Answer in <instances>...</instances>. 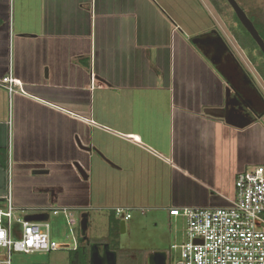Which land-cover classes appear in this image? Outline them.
<instances>
[{
	"label": "crops",
	"instance_id": "0c3cea01",
	"mask_svg": "<svg viewBox=\"0 0 264 264\" xmlns=\"http://www.w3.org/2000/svg\"><path fill=\"white\" fill-rule=\"evenodd\" d=\"M215 24L204 0H0V210L229 206L249 168L215 146L263 117L205 113L241 96Z\"/></svg>",
	"mask_w": 264,
	"mask_h": 264
},
{
	"label": "rangeland",
	"instance_id": "374dc122",
	"mask_svg": "<svg viewBox=\"0 0 264 264\" xmlns=\"http://www.w3.org/2000/svg\"><path fill=\"white\" fill-rule=\"evenodd\" d=\"M204 1L215 17V30L223 38L229 51V53L227 52L228 56L231 57V60H228H230L232 71L226 73V82L228 84L232 82L237 87L241 97L250 102L254 110L264 112V78L258 71L257 66L250 61L247 53L241 48L231 31L233 26L245 35L239 23L233 21L234 10L227 0H219L222 12L217 10L211 0ZM237 1L248 16L254 17L258 12L264 14V0ZM207 38H209V42L213 44L216 51L219 52L223 49V43L219 38L215 36H208ZM213 51L215 52L214 49ZM221 55L224 56L225 54L222 53ZM259 57L257 65L263 68L264 58L261 55ZM239 65L249 74L252 83L262 93V98L252 88L250 81L239 69ZM236 119L240 120L238 116L231 117V120ZM224 137L225 144L217 147V149L215 146L214 157L216 155L220 158L222 153L227 157H232L233 161L230 162L231 171L245 168L244 164L249 169L264 167V117L258 121L257 127L249 130L246 134L225 133ZM225 168L228 169L227 166ZM15 191L16 196L20 197L21 191L18 189ZM25 199L26 202L30 201L27 198ZM24 212L31 214L33 210H24ZM69 213L70 215L73 214L71 220L66 218L63 211L58 215H53L52 211L49 212L51 236L59 244V251L29 255L14 252L12 263L69 264V251L75 246H79L82 238L80 212L71 210ZM103 214V212L97 210L91 212L92 219L87 235L92 244L104 242L111 244L112 249L117 253V264H147L148 257L157 252L168 256V264H176L180 260V249H176L175 246H182L189 241L186 219L183 217L172 219L164 210H156L151 216H142L139 212L132 211L133 218L126 222V232H120L116 240L112 241L108 238V220Z\"/></svg>",
	"mask_w": 264,
	"mask_h": 264
},
{
	"label": "built area",
	"instance_id": "2783aa9c",
	"mask_svg": "<svg viewBox=\"0 0 264 264\" xmlns=\"http://www.w3.org/2000/svg\"><path fill=\"white\" fill-rule=\"evenodd\" d=\"M10 83V92L17 82ZM53 215L64 212L73 217L68 208L51 210ZM141 214L147 216V210ZM118 217L132 218L130 210L117 209ZM170 215L183 217L188 226L189 241L180 249L176 264H264V167L241 172L235 182V197L230 205L222 208L172 209ZM18 234V235H17ZM75 246L72 250H76ZM59 251V244L52 239L48 219L29 221L15 215L9 197L6 209L0 210V263L5 253V264L12 263L14 252L26 255ZM169 260V258H168Z\"/></svg>",
	"mask_w": 264,
	"mask_h": 264
},
{
	"label": "trees",
	"instance_id": "16d2710c",
	"mask_svg": "<svg viewBox=\"0 0 264 264\" xmlns=\"http://www.w3.org/2000/svg\"><path fill=\"white\" fill-rule=\"evenodd\" d=\"M211 2L214 4V6L217 8L218 11L222 12V9L219 4L220 3L219 0H211ZM232 18L234 22L237 21L239 23L240 28L243 29L245 34L243 35L240 30L232 26L231 31L233 32L235 39L240 44L241 48L247 53L250 61L257 66L258 71L264 78V67L261 68L257 65L258 64L257 61L260 58L259 55H261L264 58V54L262 53L256 42L253 40L251 35L248 33V31L243 27V25L235 15V13L233 14ZM249 18L253 22L256 29L259 31L262 38L264 39V14L258 12L254 15V17L249 16ZM239 67L250 81L252 88L255 89L262 98L263 97L262 93L252 83L249 74L242 66L239 65ZM42 215L43 217H46L45 214ZM120 222L121 221L116 218L115 214L111 213L108 223V238L112 241L116 240L117 236H119L120 234V230H121ZM81 242H83V239H81ZM110 247L112 248L113 246L110 244ZM69 252H70L69 264H91V254L88 247L79 246L76 250H70Z\"/></svg>",
	"mask_w": 264,
	"mask_h": 264
},
{
	"label": "water",
	"instance_id": "95a60500",
	"mask_svg": "<svg viewBox=\"0 0 264 264\" xmlns=\"http://www.w3.org/2000/svg\"><path fill=\"white\" fill-rule=\"evenodd\" d=\"M227 2L234 10L237 18L239 19L243 27L248 31V33L251 35L253 40L256 42V44L258 45V47L264 54V39L262 38L259 31L254 26L253 22L251 21V19L249 18L245 10L239 5L237 0H227ZM231 93H232L231 89H228L225 109H207L205 113L210 116L226 119L227 122H230L231 118L229 116V112H230V106L232 104ZM232 110L234 111V109ZM77 168L79 172L81 173V175L83 176V178L87 180L88 178L86 174L79 168L78 165H77ZM26 219L29 221L39 222V221H43L44 217L42 214H37L34 216H29ZM126 222H127L126 220H122L120 222L121 233L126 232V227H127ZM80 226H81V231L83 235H86L89 230V214L88 213H84L81 215ZM147 264H168V256L160 252L153 253L148 257Z\"/></svg>",
	"mask_w": 264,
	"mask_h": 264
},
{
	"label": "flooded vegetation",
	"instance_id": "af4514ba",
	"mask_svg": "<svg viewBox=\"0 0 264 264\" xmlns=\"http://www.w3.org/2000/svg\"><path fill=\"white\" fill-rule=\"evenodd\" d=\"M231 101L232 104L230 106L229 116L230 118L238 116V118H240L241 125L252 123V116L254 114L258 118L264 117V112L256 114L251 106V103L247 100H244L240 95L236 97V99L231 98ZM223 109H225V107ZM232 109H234V111ZM120 221H122V219H120ZM81 239H83V242H81L79 246L89 248L91 254V264H117V253L110 247L109 243L104 242L92 244L89 241L88 235H83V233ZM79 246H77V248Z\"/></svg>",
	"mask_w": 264,
	"mask_h": 264
}]
</instances>
